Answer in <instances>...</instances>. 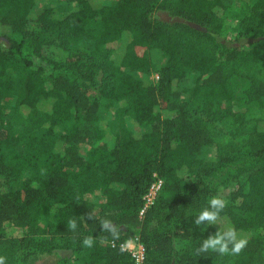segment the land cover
Instances as JSON below:
<instances>
[{
	"label": "trees",
	"instance_id": "1",
	"mask_svg": "<svg viewBox=\"0 0 264 264\" xmlns=\"http://www.w3.org/2000/svg\"><path fill=\"white\" fill-rule=\"evenodd\" d=\"M59 1L74 9L59 16L46 0H0L4 264H32L54 249L45 235L74 247L80 264H134L120 244L135 237L145 264H264V121L244 126L242 150L194 167L213 144V122L232 115L236 68L264 64V32L245 42L246 30L228 39L219 14L230 0ZM240 1L250 14L264 12V0ZM155 11L171 21L154 18ZM152 50L165 58L156 84L149 79ZM7 74L25 78L11 107ZM245 84V102L263 103L264 77ZM104 100L117 104L118 131L99 124ZM126 115L151 130L131 132ZM154 175L163 185L140 217ZM232 184L239 204L227 208L225 229L179 234ZM93 191L103 197L97 207L85 198ZM8 224L21 234L8 236ZM230 228L247 240L239 253L201 248Z\"/></svg>",
	"mask_w": 264,
	"mask_h": 264
},
{
	"label": "rangeland",
	"instance_id": "2",
	"mask_svg": "<svg viewBox=\"0 0 264 264\" xmlns=\"http://www.w3.org/2000/svg\"><path fill=\"white\" fill-rule=\"evenodd\" d=\"M117 0H108V3H114ZM45 5L47 7L54 8L59 16H65L74 9L71 5L60 2L59 0H46ZM244 3L240 0H230L229 5L220 12V20L223 23L224 32L228 39L233 38L238 31L246 30V33L242 34L241 40L245 42L255 36L261 35L264 32V12L250 14L245 10ZM154 18H158L164 21H171L167 14L155 11ZM149 57L152 64V74L150 76V82L156 84L158 81V71L165 62L164 56L158 50H152L149 52ZM135 78H139L140 75L134 72H128ZM249 76L255 78L264 77V64L259 65H243L236 68L230 78V83L233 88L232 98V115L224 118H217L213 122L211 136L213 144L205 147L201 153L194 158V167H197L200 163L214 164L216 158L223 153H237L238 150H242L243 146V128L246 124H251L255 121H264V102H245L243 97V89L246 86L245 79ZM12 81L13 90L8 100V107L13 106L16 101L24 93V81L25 78L22 75L7 74L6 76ZM191 82H187L183 85L184 89L190 88ZM117 109V104L111 101H102L99 112V124L106 125L109 122L112 123L114 130H119V122L113 119L114 111ZM113 119V120H112ZM124 126L131 132H148L150 127L139 128L136 127L132 121L130 115H126L123 119ZM87 145H81L80 149L87 148ZM240 190L238 185L232 184L226 188L217 198L224 201V207L219 210L220 214L215 221H208L202 225L197 223H187L179 228V234H189L195 236L201 228L215 227L218 229H225L227 226L226 211L229 206H235L239 204ZM86 200L96 207L103 202V197L100 191H93L86 195ZM8 236H19L21 231L13 225H7ZM47 241H53L55 245L54 249L49 252L41 253L33 261L32 264H54L59 260H65L68 264H80L78 261L79 254L75 252L74 247H66L62 242H57L50 238L48 235L44 236ZM81 256V254H80Z\"/></svg>",
	"mask_w": 264,
	"mask_h": 264
},
{
	"label": "clouds",
	"instance_id": "3",
	"mask_svg": "<svg viewBox=\"0 0 264 264\" xmlns=\"http://www.w3.org/2000/svg\"><path fill=\"white\" fill-rule=\"evenodd\" d=\"M224 207V201L213 197L209 200V207L202 209L197 217V224L201 221H215L219 210ZM85 244L90 245L91 240H85ZM247 240L245 238H237L235 229L230 228L226 232L217 231L215 234L205 238L201 245L203 250H215L220 253H239L246 245ZM231 245V248H229ZM0 264H4V258L0 257Z\"/></svg>",
	"mask_w": 264,
	"mask_h": 264
},
{
	"label": "built area",
	"instance_id": "4",
	"mask_svg": "<svg viewBox=\"0 0 264 264\" xmlns=\"http://www.w3.org/2000/svg\"><path fill=\"white\" fill-rule=\"evenodd\" d=\"M163 185V181L158 176L154 175V180L147 192L144 194L143 200V208L140 211V217L143 215L145 210H147L150 206L153 205L155 199L157 198L161 188ZM121 249L128 253L132 258L134 264H145V248L140 243L137 237L120 244Z\"/></svg>",
	"mask_w": 264,
	"mask_h": 264
}]
</instances>
